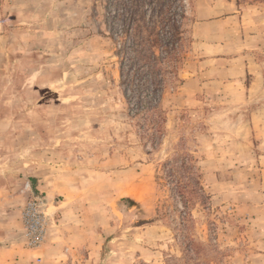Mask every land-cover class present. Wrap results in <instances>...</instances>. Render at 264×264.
Listing matches in <instances>:
<instances>
[{"label": "rangeland", "instance_id": "1", "mask_svg": "<svg viewBox=\"0 0 264 264\" xmlns=\"http://www.w3.org/2000/svg\"><path fill=\"white\" fill-rule=\"evenodd\" d=\"M146 1L156 54L194 77V0ZM243 1L262 86L247 70L241 86L224 82L213 64L197 91L166 90L153 147L128 113L106 0H0V264H193L183 233L201 264H264V0ZM230 36L239 49L238 28ZM180 146L209 197L186 230L156 177Z\"/></svg>", "mask_w": 264, "mask_h": 264}, {"label": "trees", "instance_id": "2", "mask_svg": "<svg viewBox=\"0 0 264 264\" xmlns=\"http://www.w3.org/2000/svg\"><path fill=\"white\" fill-rule=\"evenodd\" d=\"M106 2L109 8L108 18L112 23L111 36L122 45L120 72L121 82L128 90V113L142 119L138 121L139 127L155 147L166 122V110L161 104L163 95L166 90H173L183 83L184 80L179 75L184 67L183 61L180 63L179 57H174L171 51L164 56L161 53L156 54L157 41L149 37V30L150 33L153 30L152 21L148 17L145 19V9L140 10V4L144 5L146 0H137V7L131 4V0ZM147 29L148 33H144ZM181 54H185L184 51ZM177 150L182 151L174 152L158 164L156 177L165 190L164 202L174 207L186 230V224L192 219L191 210L196 205H205L209 197L202 187L201 172L196 159L182 146ZM155 211L158 218L167 216L168 213L166 204L156 207ZM138 222L143 223L144 220ZM181 236L182 258L185 261L191 260L193 264H201L200 245L190 235L183 233ZM167 264L179 262L173 255H168Z\"/></svg>", "mask_w": 264, "mask_h": 264}, {"label": "crops", "instance_id": "3", "mask_svg": "<svg viewBox=\"0 0 264 264\" xmlns=\"http://www.w3.org/2000/svg\"><path fill=\"white\" fill-rule=\"evenodd\" d=\"M250 12L248 3L243 0H194L192 13L195 19L192 23V33L204 53L194 64L198 68L197 74L184 80L182 88L197 91L200 88L199 85H204L199 79L206 74V71L213 64L220 68L224 82L241 86L244 80L242 78L247 70L248 73L254 75L252 87L255 85L262 86V83H259L262 80L256 75L257 62L254 52V48L257 46L256 35L253 31L251 33V29L249 30L248 25L244 23V19L248 17ZM234 28H238L240 32L238 42L240 48L236 50L230 48L232 42L230 32ZM216 33H219L221 37L217 43H213L211 36ZM184 69L185 67L181 71ZM256 97L258 96L252 95V100Z\"/></svg>", "mask_w": 264, "mask_h": 264}]
</instances>
